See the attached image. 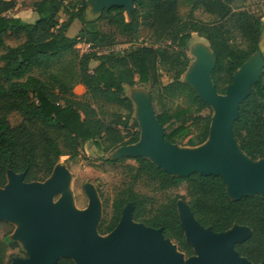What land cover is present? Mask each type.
<instances>
[{
	"label": "trees",
	"instance_id": "obj_1",
	"mask_svg": "<svg viewBox=\"0 0 264 264\" xmlns=\"http://www.w3.org/2000/svg\"><path fill=\"white\" fill-rule=\"evenodd\" d=\"M180 1L135 0L130 16L125 8L113 7L96 19H86L83 0H34L29 7L38 18L28 23L7 15L18 6V0H0V52L6 50L0 57V189L7 184L9 169L25 173L27 183L45 182L62 157L77 156L81 146L89 142L103 153L136 144L140 130L128 89L137 83L157 87L162 108L157 120L164 129L173 120L166 102L184 98L196 109L191 124L187 121L165 131L167 141L182 147H197L207 141L213 111L182 82L191 62L188 44L194 34L209 42L217 58L212 80L218 92L225 94L238 69L260 51L264 22L242 9L245 0H193L186 17L179 11ZM199 7L212 17L211 22L195 17ZM63 16L66 20L60 22ZM75 21L81 23V30L70 37L68 31ZM101 21L124 37L147 27L158 46H140L123 54L111 51L115 37L101 29ZM8 34L22 42L6 46ZM79 43L89 44L92 51L81 55L76 48ZM163 66L172 74L169 83L162 81ZM78 85L85 88L87 97L74 94ZM106 106L117 111L109 116L99 110ZM14 112L22 117L16 126L9 120ZM233 134L241 151L252 161L264 159V73L240 104ZM126 159L138 164L135 179H151L161 191L186 184V195H174L153 208L152 198L138 194L131 185L113 201L111 219L99 224L101 235L110 234L118 226L126 205L134 203V221L162 229L180 252L191 257L194 250L186 242L177 209V202L182 199L190 205L198 222L215 233L235 225L249 227L251 237L237 244L236 250L253 264L264 261L261 195L233 200L221 177L199 173L175 177L148 159L123 157L121 161ZM26 257L24 254L21 258ZM57 264L75 263L62 258Z\"/></svg>",
	"mask_w": 264,
	"mask_h": 264
},
{
	"label": "water",
	"instance_id": "obj_2",
	"mask_svg": "<svg viewBox=\"0 0 264 264\" xmlns=\"http://www.w3.org/2000/svg\"><path fill=\"white\" fill-rule=\"evenodd\" d=\"M83 1L90 7L93 18L113 7L125 8L130 16L135 2ZM191 46L195 60L190 62L182 82L213 111L207 141L197 147H182L167 141L164 127L148 100L136 94L133 87L128 89V94L137 105L133 117L139 125L140 139L136 144L117 148V156L148 159L175 177L187 178L195 173L221 177L233 200L256 195L264 198V159L252 161L241 151L233 134L240 104L264 73V66L257 60L264 41L260 51L234 74L225 94L218 92L212 80L217 58L211 45L207 55L202 52V43ZM24 178L25 173L9 169L7 184L0 189V222L20 224L14 238L23 241L27 251L26 258L16 257L11 264H57L62 258L75 264H253L236 250L237 244L251 237L249 227L235 225L215 233L198 222L190 205L182 199L178 200L177 209L186 242L194 250L191 257L180 252L162 229L134 221V203L126 205L118 226L106 236L98 232L101 205L93 188H88L86 210L77 211L68 195L54 204V197L69 186L70 173L64 166H55L45 182L27 183Z\"/></svg>",
	"mask_w": 264,
	"mask_h": 264
},
{
	"label": "rangeland",
	"instance_id": "obj_3",
	"mask_svg": "<svg viewBox=\"0 0 264 264\" xmlns=\"http://www.w3.org/2000/svg\"><path fill=\"white\" fill-rule=\"evenodd\" d=\"M33 2L34 0H19L22 8L29 7ZM194 2L195 1L193 0L180 1L179 11L183 17H186L191 11ZM86 8L84 17L86 19H93L94 15L90 13V7L87 6ZM242 9L261 18L262 22H264V0H245ZM194 15L198 20L203 22L208 23L212 21V17L205 13L201 7L196 9ZM62 18L66 19L65 16ZM99 23L103 31L114 34L115 38L110 48L111 51L123 54L128 50L140 46H158L151 39L147 27H141L140 31L133 36L124 37L117 34L116 29L109 26L106 22L101 21ZM81 26L82 25L80 24V27ZM75 32L76 27L73 25L69 29L68 35L74 37ZM201 41H205V39L199 38L194 34L193 39L189 42L188 55L191 62L195 60L191 45L192 43ZM236 41L239 42V39ZM20 42H22V40H16L13 36L6 37V46L8 47L15 46ZM5 51L6 50L3 49L0 52V57ZM260 54L261 57L258 56L257 60H259L260 64L264 66V46ZM2 64L3 62L0 59V65ZM263 69L264 67H262V71ZM167 70L168 69L165 66L160 68V74L164 83L171 82L172 78V74ZM73 92L76 96L87 97L85 95V88L80 85L75 86ZM134 92L143 95L148 100V103L156 116L162 112L161 105L157 98V87L150 83H137L134 86ZM166 104V108L173 114V120L165 127V131H170L187 121L189 124L192 123L190 120L195 116L196 109L189 106L184 98L170 100V102L168 101ZM94 106L98 108V104H95ZM133 106L136 109L137 105L135 103H133ZM99 110L101 112L104 111L109 116L117 111L113 106H106L103 110L100 108ZM9 120L11 125L16 126L22 121V117L14 112L10 115ZM117 151L118 149L112 152L103 153L99 151L93 143L89 142L81 146L77 156L71 157L70 155H66L62 157L57 165L64 166L68 169L70 173V182L67 190L60 192L54 197V204L57 205L68 195L71 197L73 206L77 211L86 210L89 206L88 188H93L96 191L101 205V223L102 221L108 222L111 219L113 201L120 192L126 190L131 185L133 186L134 191L138 194L152 198L153 208L158 207L159 204L165 202L169 197L174 195H186V184H182L179 188L161 191L159 190L158 185L151 179L146 177H141L138 180L135 179L138 164L133 159L121 161L123 156L118 157ZM2 223L0 230V264H11L14 258L23 257L27 251L23 241L14 238L16 231L20 228V224L16 221H3ZM4 232H8L9 234L4 236Z\"/></svg>",
	"mask_w": 264,
	"mask_h": 264
},
{
	"label": "crops",
	"instance_id": "obj_4",
	"mask_svg": "<svg viewBox=\"0 0 264 264\" xmlns=\"http://www.w3.org/2000/svg\"><path fill=\"white\" fill-rule=\"evenodd\" d=\"M7 15L8 16H13V17L20 18L23 21L28 22V23H34L37 20V18H38L37 15H36V13L30 7H25V8L23 7L22 8L21 7V4L19 3V0H18V6L12 12H9ZM96 18L97 17H95L93 19H96ZM65 20L66 19L61 18L60 22H63ZM80 24L81 23L79 21H75L72 24V26L74 25L76 27V32H75L74 37L77 36V34L79 33V31L81 30ZM8 36H11V34H8ZM200 43L205 44V45H208L207 40L201 41ZM18 44L19 43H17L15 46H17ZM11 47H14V46H11ZM80 86H82V85H80Z\"/></svg>",
	"mask_w": 264,
	"mask_h": 264
},
{
	"label": "built area",
	"instance_id": "obj_5",
	"mask_svg": "<svg viewBox=\"0 0 264 264\" xmlns=\"http://www.w3.org/2000/svg\"><path fill=\"white\" fill-rule=\"evenodd\" d=\"M76 48L81 55L92 51L91 46L85 43H79Z\"/></svg>",
	"mask_w": 264,
	"mask_h": 264
},
{
	"label": "bare ground",
	"instance_id": "obj_6",
	"mask_svg": "<svg viewBox=\"0 0 264 264\" xmlns=\"http://www.w3.org/2000/svg\"><path fill=\"white\" fill-rule=\"evenodd\" d=\"M208 42V41H207ZM209 44V43H208ZM208 47H209V45H205V44H202V52L205 54L206 53V55L207 54H210V52H209V49H208Z\"/></svg>",
	"mask_w": 264,
	"mask_h": 264
}]
</instances>
